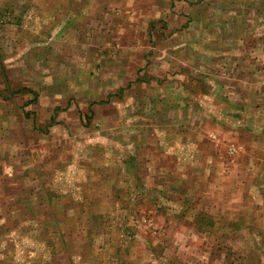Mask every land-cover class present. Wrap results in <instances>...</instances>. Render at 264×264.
Segmentation results:
<instances>
[{"label": "rangeland", "instance_id": "374dc122", "mask_svg": "<svg viewBox=\"0 0 264 264\" xmlns=\"http://www.w3.org/2000/svg\"><path fill=\"white\" fill-rule=\"evenodd\" d=\"M195 212L264 264V0H0V264H207Z\"/></svg>", "mask_w": 264, "mask_h": 264}, {"label": "trees", "instance_id": "16d2710c", "mask_svg": "<svg viewBox=\"0 0 264 264\" xmlns=\"http://www.w3.org/2000/svg\"><path fill=\"white\" fill-rule=\"evenodd\" d=\"M50 184H47V187L51 185L53 192H56V187L55 185L50 181ZM33 185V184H32ZM96 186V184H94ZM35 186H37V188H35ZM44 187L43 183L40 184H36L33 186V188L37 191H41V189ZM90 187H92V184L90 185ZM89 193L87 192L86 195H88ZM117 196H119V194H114L113 197L116 198ZM139 202H141V198L138 199ZM185 202V201H184ZM105 213V212H104ZM104 213H96L99 216L102 215V218H107L106 220H104L106 223L105 224H101L102 226H108V224L112 223L113 218L112 216H105ZM133 213L135 215H137V211H133ZM147 214V213H145ZM186 215V211L185 210H181L178 214H176L177 216H181V217H185ZM94 216V214L92 215ZM194 219L196 220L195 225H196V231L197 233L202 236L204 233H207L208 231H210L215 237V245L214 243L212 244V246L210 247V256L208 257V261L207 264L214 261H218L221 257L223 258L224 262H228V263H233L235 254H238V252H236L234 250V248L232 249L231 247H227L226 245V240H230L232 237H234V231L238 230V227L234 228L232 233L230 232L229 229H227L224 226H219V224H215V222L213 221V218L207 214L201 213V212H195L193 214ZM11 218H13V216H11ZM48 218V215L44 217L45 222L43 223V215L40 218H37V222L39 223L37 226H35V229L38 230L39 225L40 224H44L45 230L46 232H48V221H46ZM101 218V219H102ZM30 220H35L36 218L34 216H30L29 218ZM112 219V221H111ZM87 221H91V218H86ZM111 221V222H110ZM2 224H0L1 227ZM206 226H210L211 228H206ZM136 228V227H135ZM218 228V229H217ZM7 229V228H6ZM127 229V228H126ZM1 230V229H0ZM32 230L31 227H28L27 231ZM243 231V230H242ZM246 233H250L249 230H244ZM5 232H7V230H5ZM83 232H89V229L84 230ZM56 233L59 235V239L60 240H64V234L65 232L60 233L59 231V226H58V230L56 231ZM3 233H0V235ZM57 235V236H58ZM81 236V235H80ZM79 236V238H80ZM45 240V239H44ZM105 240V239H104ZM44 256H37L34 258V261H32L30 264H54V262H52L51 260H43ZM84 261H86V263L88 264H110L113 263L115 260H107V263H104L102 260H97L96 257L93 256L92 253H87V257L86 259H84ZM113 261V262H112ZM160 264H164V263H160ZM165 264H168L167 262H165Z\"/></svg>", "mask_w": 264, "mask_h": 264}]
</instances>
